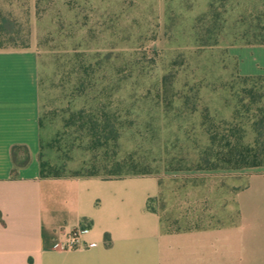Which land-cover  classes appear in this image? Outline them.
Wrapping results in <instances>:
<instances>
[{
    "label": "rangeland",
    "instance_id": "1",
    "mask_svg": "<svg viewBox=\"0 0 264 264\" xmlns=\"http://www.w3.org/2000/svg\"><path fill=\"white\" fill-rule=\"evenodd\" d=\"M2 16L13 30L0 28V49L34 45L38 53L48 159L69 175L90 169L87 142L73 140L64 124L69 109L102 108L124 127L119 157L159 178L151 204L166 229L236 221L233 193L264 167L190 169L191 129L202 134L205 110L218 122L231 117L237 74L264 75V44L253 35L264 28V0H0ZM196 93L192 115L186 96Z\"/></svg>",
    "mask_w": 264,
    "mask_h": 264
},
{
    "label": "crops",
    "instance_id": "2",
    "mask_svg": "<svg viewBox=\"0 0 264 264\" xmlns=\"http://www.w3.org/2000/svg\"><path fill=\"white\" fill-rule=\"evenodd\" d=\"M38 74L34 45L0 49V264H264V173L233 193L234 223L179 231L149 207L156 176L43 178Z\"/></svg>",
    "mask_w": 264,
    "mask_h": 264
},
{
    "label": "trees",
    "instance_id": "3",
    "mask_svg": "<svg viewBox=\"0 0 264 264\" xmlns=\"http://www.w3.org/2000/svg\"><path fill=\"white\" fill-rule=\"evenodd\" d=\"M214 24L218 22V16L212 14ZM260 21V16L258 19ZM0 28L3 32H11L13 23L5 16L1 17ZM259 30L253 33L255 42L264 44V28L257 26ZM26 47V46H24ZM83 85V84H81ZM231 96L233 98V111L229 119L214 120L208 110L203 113L201 123L202 134H198L196 125L191 129L193 136L189 152H192L190 169L195 171H217L221 169H256L264 167V75L237 74L230 83ZM167 77L161 82L163 92L169 90ZM195 90L194 87L191 88ZM189 95L186 96L187 104H191V114L197 111V105ZM78 97V96H77ZM95 108V107H94ZM69 115L65 119L64 130L73 140L87 142L92 156L88 160L90 169L84 173L66 174L64 164H54L48 159L44 150L53 147V142H44L43 132L46 126V118L40 116L41 130L39 163L43 178L74 177H102L105 179L123 178L128 176L152 175L148 171H139V161L128 157H119L120 139L124 133V127L118 122L115 114L102 108L69 109ZM193 131V132H192ZM200 136L206 138L205 142ZM23 153V158H21ZM13 175H18V170L26 166L29 161L27 147L15 146L12 149ZM87 164V163H86ZM152 201L149 207L154 209Z\"/></svg>",
    "mask_w": 264,
    "mask_h": 264
},
{
    "label": "built area",
    "instance_id": "4",
    "mask_svg": "<svg viewBox=\"0 0 264 264\" xmlns=\"http://www.w3.org/2000/svg\"><path fill=\"white\" fill-rule=\"evenodd\" d=\"M88 229H82L80 231H75L70 236L69 242L67 243V248H74L79 242V236L81 233L86 232Z\"/></svg>",
    "mask_w": 264,
    "mask_h": 264
}]
</instances>
